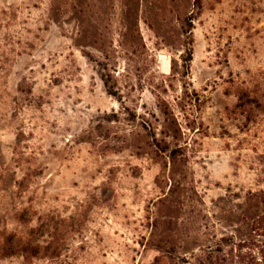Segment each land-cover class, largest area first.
<instances>
[{
    "label": "rangeland",
    "instance_id": "obj_1",
    "mask_svg": "<svg viewBox=\"0 0 264 264\" xmlns=\"http://www.w3.org/2000/svg\"><path fill=\"white\" fill-rule=\"evenodd\" d=\"M0 264H264V0H0Z\"/></svg>",
    "mask_w": 264,
    "mask_h": 264
},
{
    "label": "trees",
    "instance_id": "obj_2",
    "mask_svg": "<svg viewBox=\"0 0 264 264\" xmlns=\"http://www.w3.org/2000/svg\"><path fill=\"white\" fill-rule=\"evenodd\" d=\"M191 60H192V58L188 59L187 61H191Z\"/></svg>",
    "mask_w": 264,
    "mask_h": 264
}]
</instances>
